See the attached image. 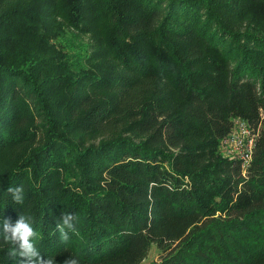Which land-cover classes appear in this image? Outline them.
Returning a JSON list of instances; mask_svg holds the SVG:
<instances>
[{"label": "trees", "instance_id": "trees-1", "mask_svg": "<svg viewBox=\"0 0 264 264\" xmlns=\"http://www.w3.org/2000/svg\"><path fill=\"white\" fill-rule=\"evenodd\" d=\"M237 117L246 166L208 156ZM23 212L56 264H264V0H0V222Z\"/></svg>", "mask_w": 264, "mask_h": 264}, {"label": "clouds", "instance_id": "clouds-1", "mask_svg": "<svg viewBox=\"0 0 264 264\" xmlns=\"http://www.w3.org/2000/svg\"><path fill=\"white\" fill-rule=\"evenodd\" d=\"M6 192L11 194L15 204L24 203V186L8 187ZM78 217L72 213H63L59 223L56 224V231L60 235L62 243L70 240V233L78 235L76 223ZM41 239L33 227L31 216L24 212L19 215L13 223L10 219L0 222V247L7 246V256L17 264H56V260L51 257L45 259L37 248V241ZM63 264H79L78 258L72 256L66 259Z\"/></svg>", "mask_w": 264, "mask_h": 264}, {"label": "built area", "instance_id": "built-area-1", "mask_svg": "<svg viewBox=\"0 0 264 264\" xmlns=\"http://www.w3.org/2000/svg\"><path fill=\"white\" fill-rule=\"evenodd\" d=\"M229 145L227 150L228 156L240 157L245 159L244 166L247 165L248 159L251 157L255 143L252 136L249 123L242 117L235 118V126L233 131L223 139Z\"/></svg>", "mask_w": 264, "mask_h": 264}, {"label": "rangeland", "instance_id": "rangeland-1", "mask_svg": "<svg viewBox=\"0 0 264 264\" xmlns=\"http://www.w3.org/2000/svg\"><path fill=\"white\" fill-rule=\"evenodd\" d=\"M236 17H237V23L240 27L246 28V27H249L248 26L249 24H251V25L255 26L257 29V24H256L257 21L252 17V14L249 15V17H246L244 15L236 16ZM68 35H69L68 38H73V36H71L72 34H68ZM55 41L58 44L60 43V44H64V45H68V43H69L68 39H65V40L59 39V40H55ZM80 41H78V39H75L76 44L79 43ZM228 148H229V145L222 140L215 150L214 149L208 150V156L211 158L212 157L216 158L217 155L227 157L228 156V153H227ZM159 258H160V252H159L157 246L153 245L148 257L141 264H151L152 262L159 260Z\"/></svg>", "mask_w": 264, "mask_h": 264}]
</instances>
